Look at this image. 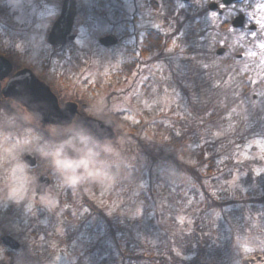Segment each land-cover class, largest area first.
I'll use <instances>...</instances> for the list:
<instances>
[{"label": "rangeland", "instance_id": "rangeland-1", "mask_svg": "<svg viewBox=\"0 0 264 264\" xmlns=\"http://www.w3.org/2000/svg\"><path fill=\"white\" fill-rule=\"evenodd\" d=\"M97 1L79 0L76 19L79 37L68 44L66 52L62 51L66 54L64 73L67 76L64 96L84 104V115L117 119L120 135L113 144L118 154L110 159L114 165L115 179L96 176L95 188L91 182H83L77 188L63 187L61 190L62 184L54 174L43 195L35 199L34 190L25 187L24 194L19 197L20 206L15 204L9 207L14 201L6 199L5 194L10 186L14 187L13 181L18 177L14 176L13 169V176L6 185L5 178L14 160L0 159V225L5 230V233L0 230V235H11L20 243L19 250L12 258L0 244V263L130 264L129 250L127 258H122L115 248L107 232L106 218L117 223L115 235L119 244L127 249L134 242L156 248L166 235L157 226V220L162 221L164 228L173 225L166 222L172 220L176 230L167 233L172 253L180 255L185 262L192 258V254H183L182 246L174 244L177 235H192L198 216L191 207L193 200L188 194L190 184L187 188L182 186V191L179 186L184 180L192 183V179L185 173L183 166L171 161L160 160L154 162L157 164L153 167L150 159L143 154V146L155 145L159 149L171 151V147L166 144L170 137L168 131L179 134L180 127H184L186 121L196 115L195 102H207V88L219 84L217 72H207L211 61L208 63L204 54L195 55V58L199 57L196 64L188 61L182 66L172 51L177 42H183L178 48V57L193 58L184 52L190 46L215 49L192 38L190 30L194 26L193 20L186 19L184 13L175 15L178 10L193 13L196 6L200 7L203 3L206 6L208 0H189V3L175 0L173 5L165 4L162 14L158 16L143 6V0H103L99 5ZM91 5L94 8L90 10ZM253 5L247 0L237 6L238 11L245 15V26L241 33L233 31L234 36L238 33L239 37L251 39L253 33H256V37L261 33L260 29L258 32L247 30V25L254 23L253 17L249 15ZM239 12L228 9L226 17L222 18L228 19ZM211 13H207L203 22L213 20ZM176 28L178 30L171 47L164 51L163 48L150 50L140 55L141 48L145 47L143 39L146 32L154 30L162 34ZM107 32L115 35L119 41L116 47L102 50L97 39ZM223 44L221 42L219 46L223 47ZM237 44L236 40H232L226 54L230 51L237 53L234 47ZM34 46L31 52L37 53L38 46ZM246 51V57L243 58L248 61L253 53L250 55L247 48ZM77 57L83 60L77 62ZM213 61L219 64L222 59L219 57ZM260 63H256V66H261ZM126 72L129 73L127 76L124 75ZM182 74L188 78H183ZM174 77L188 89H194L196 85L199 88L197 91L192 90V96L187 97L174 83ZM165 80H170L171 86ZM228 80L229 83L234 80L232 74ZM206 81L213 83L208 86ZM189 100L193 102L190 104ZM91 109H96V114ZM236 114L237 111L230 112L225 120L198 128L194 133L197 142L192 148L194 152L175 154L180 162L193 165L199 146L207 145L206 154L215 155V167L220 168V171L212 179L202 181L219 193L218 198L223 200H231L252 191L255 195V191L262 188L264 183V136L239 143L238 138L232 136L235 123L230 120ZM176 121L180 123L177 127L174 126ZM18 179L21 185L26 183L25 178ZM156 180L160 181L155 184ZM149 187H153L151 194L147 191ZM233 206L241 210L240 214L249 221L241 234L236 232L230 235L219 229L218 224L222 219L219 210H212L206 218L205 215L202 217L207 222V235L211 236L210 247L219 246L208 248L207 252L220 249L227 259L224 264L237 263L241 255L247 253L244 251L246 247L250 251L255 248L264 251V206L255 205L252 208L249 204L245 207L239 203ZM228 208L225 207L226 210ZM8 215L12 216L9 218ZM238 218L237 213L234 219ZM213 228L218 231L211 232ZM155 248L153 250L156 253ZM143 251L141 249L140 252ZM166 257L168 262L173 261V256ZM219 260L221 258L206 259L204 264H216Z\"/></svg>", "mask_w": 264, "mask_h": 264}, {"label": "trees", "instance_id": "trees-1", "mask_svg": "<svg viewBox=\"0 0 264 264\" xmlns=\"http://www.w3.org/2000/svg\"><path fill=\"white\" fill-rule=\"evenodd\" d=\"M226 9L227 7L223 9V12ZM182 13L185 14L187 19L188 13L183 12L182 10H178L175 15H182ZM223 15L224 14H217L215 20H207L206 23L203 22V19L207 17L206 6L204 4L200 5V7L196 6L194 8L193 17L190 18V20L194 21V26L190 30L192 38L197 40L200 44H207L213 47H216L223 42L224 47L228 51L232 40L228 38L224 39V35L230 34V25L228 19L222 18ZM177 30L178 28L174 29L172 32L158 35L155 34V31L149 30L147 32L148 35L143 39V46L145 47L141 48L140 55H144L145 52L150 50L159 49V47L163 48V51L166 50V48L171 47L173 37L177 33ZM230 36L231 35L228 37ZM181 43L183 42H177L172 50L174 51V54L177 55V60L180 61L181 65L184 66L188 61L191 64L192 62L196 64L199 57L195 58V55H197V53H202L204 54V58H207L208 63L211 61L207 68V72H217L219 75V84H216L217 86H211L213 82L206 81L205 84L211 86V88H207V102H195V104H197L196 115L190 117V119L186 121L184 127H180L181 132L179 134H173L171 130L168 131L170 137L166 144L171 147V151H166L161 148L159 149L155 147V145H148L143 146V154L150 159L153 167L157 164L154 162L160 160L171 161L177 165L183 166L185 168V173H187L192 179V183L189 180H184L179 186H181L180 189L182 191L184 186L186 187L190 184L188 194L191 195V200H193L191 207L195 209L198 216L194 222L192 235H177V239H174V244L182 246L183 254H192V258L185 262L180 258V255L177 256L172 253L167 235L168 232L176 230V225L171 222L172 220L166 222H170L173 225H167L165 228L162 221L157 220V226L164 230L166 235L165 239L160 240L162 242L156 245V248L152 247L150 244L142 245L141 243L135 244L134 242L131 248L127 249V247L123 248L119 244V240L115 235V228L118 227L117 223L108 221L106 218L107 232L114 241L115 248L122 258L128 254L129 250L130 264H175L176 262L181 264H204L207 259V249L219 248L217 245L210 247L211 236L207 235V222L202 218L204 215L206 218L207 213L212 210H219L222 214L221 222L218 224L219 229L230 235H233L236 232L241 234L245 227L249 225V221L245 219L244 215L240 214L241 210L233 205L239 203L240 205L242 204L245 206L249 204L252 208L255 207V205L264 206V186L258 188V190L255 191V195H253L254 191H252V193L248 192L242 196L238 195V197L231 200H223L218 198L219 193L214 192L210 186L204 184L202 181L203 179H212L220 171V168L215 167V155L212 153H210V155L206 154L207 145L199 146L197 160L193 165L182 163L175 156V154L185 155L194 152L192 148L194 144L197 143L195 138L196 130L200 127L206 128L207 123L213 124V122L225 120L227 118L226 115H229L230 112L234 111H237L236 116L230 118V120L235 123L234 126H232V136L237 137L239 143H244L256 136H264V51L259 47L261 43H264V34H258L256 38H244L237 42L238 44L235 46V52L243 54V56L246 57L244 53L247 52V48L249 49L250 54L253 53L251 59L248 61L245 60V58L236 60L234 52L230 51L226 56L220 57V60L222 59V61L217 64L213 60L219 57L215 55L214 50L204 49L198 46H194L193 48H191V46L190 48L187 47L188 49L184 51L185 54H191L192 57L194 56L193 58L178 57V48L182 46ZM184 43H186V41H184ZM260 61L262 62L260 63L261 66L257 67L256 63H259ZM128 74L129 73L126 72L124 75L127 76ZM231 74L234 80L229 83L228 79L231 78ZM182 77L188 78L185 74H182ZM165 81L168 86H171L170 80ZM174 81L187 97L192 96V90L197 91V88H199L198 85H196L194 89H188L175 77ZM198 91H200V89H198ZM189 102L191 104L193 101L189 100ZM200 105L202 106L201 108ZM201 121H204V123ZM179 124L180 123L176 121L174 126L177 127ZM119 135L120 131L118 127L117 136ZM115 141L116 140H114L113 143H115ZM109 159L114 158L110 157ZM159 181L160 180H156V182H153L156 184ZM164 182H166L165 179ZM91 185L95 188V183H91ZM152 189L153 187H149L147 189L148 193L151 194L153 192ZM226 206H229L227 210L225 209ZM147 208L148 210L150 209L149 206ZM154 208H156V206H154ZM237 213L239 214V218L234 219ZM234 214L235 216L233 217ZM216 225L217 224H215V226ZM0 230L2 233H5L2 225H0ZM216 231L218 230L214 228L211 230V232ZM154 248L156 249V253L153 250ZM139 249L140 251L141 249H144V251L140 252ZM167 255L174 257L171 263L167 261ZM36 256H38V254H36Z\"/></svg>", "mask_w": 264, "mask_h": 264}, {"label": "flooded vegetation", "instance_id": "flooded-vegetation-1", "mask_svg": "<svg viewBox=\"0 0 264 264\" xmlns=\"http://www.w3.org/2000/svg\"><path fill=\"white\" fill-rule=\"evenodd\" d=\"M64 1L65 0H0V57H2L0 58V90H2V95L4 97L19 95L17 92V86L19 84H23L28 91L32 83L31 80L28 79L30 74L25 72V70H30L40 82L49 87L51 92L56 96L60 107H63L67 102H75L78 104V113L75 115V118L80 122L82 116H84L82 113L84 104L64 96L66 90L65 83L67 81V76L64 73L66 54L64 55V53H62V51L66 52L68 44H72L79 37L76 31V19L79 14L80 5L79 0H75V16L73 18L70 33L65 35L64 42L52 44L48 41L51 29L61 15ZM102 1L103 0H98L97 5ZM173 1L175 0H143V6H147L158 16L162 14L164 5ZM89 8L91 10L94 7L91 5ZM155 34L158 35L161 33L155 31ZM70 35H72L73 38L70 39ZM147 35L146 32L144 37ZM106 36H112L117 41L112 45H104L100 42V39ZM97 41L99 44L98 46L102 50H106L116 47L119 40L115 35L107 32L100 35ZM34 45L38 46V50L35 51L37 53L31 52V50L34 49L33 47H35ZM160 49L161 47H159L158 50ZM80 59L81 61L83 60L82 58ZM80 59L77 57L76 61L79 62ZM12 80H14L15 87L8 91L7 86ZM105 118L106 117H104V119ZM34 133L42 138L40 141L41 143L48 138L44 127H35ZM26 157L30 159H26ZM24 160L32 166L30 171L35 174L38 179L42 176L48 177L49 184L45 187L43 192L38 193L36 191V186L34 187V198L37 199L39 195H43L46 192L55 173L47 167L45 162L38 156L26 155ZM63 187V185L60 187L61 190ZM20 203L21 200L19 198L11 203L9 207H13L15 204L16 206H20ZM18 250L11 251L6 249V253L12 258ZM210 251L212 254L207 253V261L212 258H214V260L215 258H221V261L219 260L216 264L226 263V256L221 254L223 252L220 251V249H212ZM235 264H264V251H259L255 248V250H251L243 254V256L241 255L239 261Z\"/></svg>", "mask_w": 264, "mask_h": 264}, {"label": "clouds", "instance_id": "clouds-1", "mask_svg": "<svg viewBox=\"0 0 264 264\" xmlns=\"http://www.w3.org/2000/svg\"><path fill=\"white\" fill-rule=\"evenodd\" d=\"M17 92L20 93L17 96L4 97L0 90V159L14 160L5 178L6 185L13 169L14 176L25 178L26 183L21 185L19 179L14 180V187L10 186L5 194L6 199L18 200L25 187L34 190L37 186L38 177L30 171L32 166L24 160L26 155L43 160L68 189L77 188L83 182L95 183L96 176L115 179L114 165L109 158L118 153L111 138L92 132L75 117L45 123L46 103L34 99L23 84L17 86ZM90 111L96 114V109ZM35 127H44L47 132L48 138L42 143V138L34 133Z\"/></svg>", "mask_w": 264, "mask_h": 264}, {"label": "water", "instance_id": "water-1", "mask_svg": "<svg viewBox=\"0 0 264 264\" xmlns=\"http://www.w3.org/2000/svg\"><path fill=\"white\" fill-rule=\"evenodd\" d=\"M223 4L228 5L232 2H236L239 0H221ZM217 8V4L215 2H210L208 4V9L215 10ZM221 11L219 10V13ZM75 16V0H65L62 8L61 15L58 20L55 22L54 26L51 29V32L48 36V41L52 44L63 43L65 40V35L70 33L71 25L73 23V18ZM243 15L240 14L236 16L231 24L234 27H240L243 24ZM253 29L254 26L251 25L249 27ZM69 38H73L72 35ZM100 42L104 45H112L115 44L116 39L112 36H106L100 39ZM224 52V48H218L216 50L217 54H221ZM2 58V57H0ZM4 59V58H3ZM25 72L29 73L30 76L28 79L31 80V86L29 87V92L32 97L36 100H42L48 106V113L45 116V123H49L52 121H69L78 113V106L74 102H67L63 107L58 105L57 99L55 95L51 92L48 86L44 83L40 82L35 75L30 70H25ZM15 87L14 80H12L7 86V90L10 91ZM20 94V93H19ZM102 121L104 123H102ZM81 122L85 124L92 132L106 136L114 140L116 137V123L113 119H96L90 116H85L81 118ZM107 125V126H105ZM102 130V131H101ZM29 157H26V159ZM30 159V158H29ZM48 177L42 176L38 179V183L36 186V191L38 193L43 192L45 187L48 185ZM3 244L8 246L11 249L19 248V243L14 240L12 237L5 235L1 238ZM6 264V263H2Z\"/></svg>", "mask_w": 264, "mask_h": 264}, {"label": "snow or ice", "instance_id": "snow-or-ice-1", "mask_svg": "<svg viewBox=\"0 0 264 264\" xmlns=\"http://www.w3.org/2000/svg\"><path fill=\"white\" fill-rule=\"evenodd\" d=\"M219 7L221 9H224L226 5L220 4ZM249 15L253 17V20H254L253 26L258 27L261 30V33L264 34V2H259L258 0V2L253 5V10L252 12L249 13ZM216 16H217L216 12L211 13V17L213 20H215ZM252 35H253V38H256V33H253ZM259 47L262 51H264V43H261ZM244 251L248 252L250 251V249L246 247Z\"/></svg>", "mask_w": 264, "mask_h": 264}]
</instances>
